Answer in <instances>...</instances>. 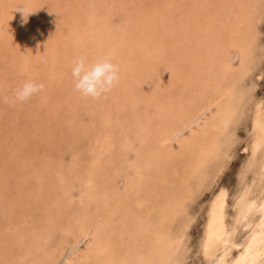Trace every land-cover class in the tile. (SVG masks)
I'll list each match as a JSON object with an SVG mask.
<instances>
[{
	"label": "rangeland",
	"instance_id": "374dc122",
	"mask_svg": "<svg viewBox=\"0 0 264 264\" xmlns=\"http://www.w3.org/2000/svg\"><path fill=\"white\" fill-rule=\"evenodd\" d=\"M79 56L130 77L84 97ZM262 198L264 0H0V264H233Z\"/></svg>",
	"mask_w": 264,
	"mask_h": 264
},
{
	"label": "bare ground",
	"instance_id": "6f19581e",
	"mask_svg": "<svg viewBox=\"0 0 264 264\" xmlns=\"http://www.w3.org/2000/svg\"><path fill=\"white\" fill-rule=\"evenodd\" d=\"M191 7V6H190ZM109 11V10H108ZM96 12V11H94ZM189 12L191 13L190 11V8H189ZM122 13V12H121ZM108 15H110V12L109 13H104L102 14V17L103 18V21L108 17ZM194 16H199L197 13H193ZM93 16V15H91ZM98 17V16H97ZM90 19V18H89ZM94 19V18H93ZM91 19V21L93 20ZM124 19V18H123ZM88 20V19H87ZM188 21V19H187ZM181 23V22H180ZM186 23V22H185ZM188 28L189 26H187V23H186V32L184 35H189L191 34V32H188ZM118 31V30H117ZM95 33V32H94ZM94 33L92 36H94ZM106 33V31L104 29H101L99 31L98 34H96L95 36L98 35V40H105L103 37ZM149 34H144L143 37L146 39H144L142 37L143 40L145 41H142L141 39V36L137 35V36H134V35H129L127 36L128 37V41H126L127 43H125L123 40L125 39H121L120 37L118 38V40H114L113 39H107L106 41V46L108 49L112 50L114 49L117 45H123V47L125 48V52L127 51H131V48H134L133 46H141V44H144L143 47L146 48L145 49V52L146 54H148V56L150 57L151 54L153 53H156V50L157 48H159L158 45L156 46H150L149 44L152 42V38L148 39ZM108 38V37H107ZM157 37H155L156 39ZM154 39V38H153ZM126 40V39H125ZM149 40L151 42H149ZM157 40V39H156ZM155 40V41H156ZM121 42V43H120ZM161 43V42H160ZM175 47V46H174ZM105 53V52H104ZM121 53H124V52H120L118 53V55H122ZM127 53H131V52H127ZM106 54V53H105ZM236 56V55H235ZM230 57V56H229ZM100 59V58H99ZM153 65V68L156 67V65H154L153 63L150 64L149 66H152ZM131 72V75L134 76V71L130 70ZM129 72H126V71H120V77H122V80L125 81L126 78L128 79L130 76V74H128ZM163 81L159 82L162 84ZM170 107V106H169ZM257 112V111H256ZM225 113H222V115H225ZM151 120V119H150ZM157 121V120H156ZM222 121V119H221ZM158 123V122H157ZM192 124V123H191ZM141 127V126H140ZM181 131V130H180ZM169 140V136L165 135L164 136H161V138L159 139L160 142H164L166 140ZM188 148V146H187ZM256 148V147H255ZM141 167L140 164H137L136 165V168L137 170ZM162 184V183H161ZM164 193V192H162ZM161 193V194H162ZM223 196H224V193L220 191V194L216 197L214 203L212 204V208H211V216H210V219H209V222L207 224V232H206V247L211 250L212 247H214V244H215V247H216V242H220L222 247L224 246V244L229 241L228 240V237H226L225 235L226 234L224 233V228H223ZM263 199V198H262ZM241 201V200H240ZM241 203V202H240ZM239 203V204H240ZM243 203V202H242ZM241 203V204H242ZM245 204V203H244ZM254 204V203H253ZM249 206V204H248ZM247 206V208H248ZM251 206V205H250ZM256 206V205H255ZM242 209V208H241ZM259 209H260V219L259 221L261 222L262 226H264V199L261 201L260 203V206H259ZM258 211V210H257ZM42 212V211H41ZM243 212V210H242ZM259 222V223H260ZM247 224V223H246ZM251 225V224H250ZM260 225V224H259ZM255 226V225H254ZM260 227L258 230L257 233H254L251 235L250 234V237L248 238V240L246 241V244H245V247L242 251V253L238 256L237 259H235V261L233 262V264H257L258 260H260V258L262 257V255L264 254V227ZM56 230V229H55ZM9 246V245H8ZM92 250V249H91ZM223 254V253H221ZM224 256V255H223ZM223 259V258H222ZM224 260V259H223ZM221 261V260H220Z\"/></svg>",
	"mask_w": 264,
	"mask_h": 264
},
{
	"label": "clouds",
	"instance_id": "9594fccd",
	"mask_svg": "<svg viewBox=\"0 0 264 264\" xmlns=\"http://www.w3.org/2000/svg\"><path fill=\"white\" fill-rule=\"evenodd\" d=\"M71 74L75 90L82 96L93 99H99L109 93L120 80L119 65L114 64L110 57L100 58L89 63L86 57L79 56L74 61ZM43 89L42 83L25 82L15 92L13 102H27Z\"/></svg>",
	"mask_w": 264,
	"mask_h": 264
}]
</instances>
